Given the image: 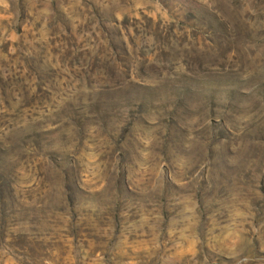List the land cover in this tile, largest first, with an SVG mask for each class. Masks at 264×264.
<instances>
[{
	"label": "rangeland",
	"instance_id": "rangeland-1",
	"mask_svg": "<svg viewBox=\"0 0 264 264\" xmlns=\"http://www.w3.org/2000/svg\"><path fill=\"white\" fill-rule=\"evenodd\" d=\"M0 264H264V0L0 3Z\"/></svg>",
	"mask_w": 264,
	"mask_h": 264
},
{
	"label": "clouds",
	"instance_id": "clouds-1",
	"mask_svg": "<svg viewBox=\"0 0 264 264\" xmlns=\"http://www.w3.org/2000/svg\"><path fill=\"white\" fill-rule=\"evenodd\" d=\"M5 2V0H0V3H4Z\"/></svg>",
	"mask_w": 264,
	"mask_h": 264
}]
</instances>
